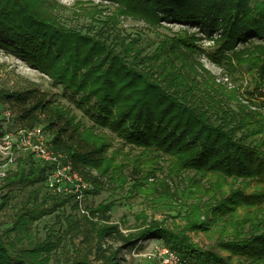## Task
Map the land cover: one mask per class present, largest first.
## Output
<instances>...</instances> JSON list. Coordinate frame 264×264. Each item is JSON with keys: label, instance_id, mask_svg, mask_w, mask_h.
<instances>
[{"label": "trees", "instance_id": "obj_1", "mask_svg": "<svg viewBox=\"0 0 264 264\" xmlns=\"http://www.w3.org/2000/svg\"><path fill=\"white\" fill-rule=\"evenodd\" d=\"M115 1L123 4L127 12L138 14L149 23H158L163 18V21L207 23L210 28L220 25L222 33L217 56L231 50L238 64L246 63L249 70L255 69L257 76L262 78L264 42L251 45L250 50L243 49L245 56L240 54L243 50H234V47L237 42L251 38L264 41V0ZM171 45L177 47L180 59H184L185 54L179 45L191 50L195 47L182 37L172 38ZM0 46L42 70L54 85H60L64 95L93 126L108 128L125 143L153 148L169 156L171 173L178 175L179 170L189 169L203 174L212 172L232 177L234 181H254L260 187L249 193L242 187L231 188L212 204L210 200L201 204L199 195L192 188L193 183L183 190L185 193L176 189L164 195L165 198L170 195V200H174L166 208H178L174 195L181 198V207L191 199L185 227L172 230L164 226L166 216L159 221L150 218L136 236L131 232L123 233L118 224L111 221L112 202L84 206L87 214L82 213L78 218L67 215L64 220V233L71 234L68 240L71 256L61 263L57 260L49 263L48 256L43 258L41 254L48 250L47 244L50 251L59 245L54 230L50 229L44 240L29 249L18 246L9 232L26 230V220L31 222L63 210L70 203L71 195L53 193L46 187L45 173L51 163L22 148L18 132L25 134L41 125L50 135V149L69 161L72 169L91 184L85 192L87 195H96L116 186L123 188L126 177L119 173V168L112 166V156L107 154L110 145L104 136L97 134L95 127L85 126L51 92L35 84L16 90L0 88V104L6 107L18 133L11 145L15 153L14 167L1 178L0 190L12 189L15 184L29 188L26 195L29 207L21 209L24 214L0 231V264H119L121 248H132L137 239L151 234L161 237L164 244L178 251L180 256L197 257L201 264H264L263 114L241 106L238 113L226 115L217 104L223 100H215L214 94L206 92L203 97L222 115L210 121L207 110L197 105L199 100L193 104L189 99L192 90H198V84L189 85L171 71L164 75L160 64L161 78L166 79V85L161 84V78L150 79L147 72L131 65L125 50L115 52L91 36L59 26L47 11L46 0H0ZM217 56L213 57L216 59ZM190 68L195 72L191 64ZM255 115L258 116L256 119ZM237 118L239 121L235 122ZM2 136L0 130V140ZM135 171L141 173L144 180L153 175L152 169ZM138 178H132L130 187L139 193L145 182ZM146 195L154 196L157 201L164 198L153 192V184ZM3 197L6 199V194ZM71 206L78 208L75 202ZM201 214L210 215L214 220L221 219L220 239L215 243L228 251L229 257L200 250L189 242L185 231L205 229L210 221L200 220ZM56 217L59 220V216ZM232 255H236L239 262L233 263Z\"/></svg>", "mask_w": 264, "mask_h": 264}, {"label": "rangeland", "instance_id": "obj_2", "mask_svg": "<svg viewBox=\"0 0 264 264\" xmlns=\"http://www.w3.org/2000/svg\"><path fill=\"white\" fill-rule=\"evenodd\" d=\"M46 5L47 11L53 15L59 26L65 30L91 36L95 40L103 42L105 46L112 47L115 52L125 50L126 58L131 65L147 72L150 79L159 80L162 76L160 74L162 68L164 75L171 71L176 74L175 76L183 78L184 82L189 85L198 84V90L193 89V95L189 96V99L193 104L196 99L199 100L197 105L207 110L210 121L220 118L222 115L211 108L206 98L203 97L206 92L214 94L215 100L218 98L223 100L217 104L225 110L226 115L238 113L241 106L264 115V74L262 78H259L255 69L249 70L246 63L238 64L231 50L223 51L225 55L217 56L216 52L222 33L220 25L210 28L207 23L163 21V18H160L158 23H149L138 14L127 12L126 7L115 0H46ZM176 37L189 40L195 46L191 50L184 45H179L178 48L185 54L184 59H180L177 55V47L171 45L172 38ZM262 42L264 41L259 38L239 41L234 50L245 48L250 50L251 45ZM159 45L160 49H158ZM240 54L246 55L244 50ZM213 56H217L216 59ZM198 63L201 65L198 66ZM190 64L195 72L190 68ZM34 84L51 92L54 98L74 113L85 126H93L91 120L80 109L75 108L68 97L64 95L60 85H54L51 78L42 70L36 69L10 49L0 46V88L16 90ZM161 84L166 85L165 78H161ZM212 89L217 92H213ZM179 92L182 94V89ZM257 117L254 116L255 119ZM238 121L239 118L235 122ZM0 126V130L3 131L0 140L1 183L4 174L14 167L15 153L11 150V145L15 143L18 135L3 104H0ZM95 132L103 135L105 141L110 145L107 154L112 156V166L119 168V173L125 176L126 180L123 182V188H118L114 183L115 189L112 187L110 190H102L96 195L88 194L82 206H96L112 202L109 211L111 221L118 224L123 233L131 232L136 236L140 228L150 218L159 221L163 220L164 216H166L164 226L172 230L184 228L185 217L189 212L187 206L192 203V200L188 199L186 206L181 207V198L174 195L178 208L169 209L166 206L174 200H170V195L167 198L164 195L174 192L176 189L185 193L186 191L183 192V190L192 183V188L199 195L201 204L206 200H210L211 204L220 200L231 188L242 187L246 193L260 189L254 181H234L232 177L219 176L212 172L203 174L189 169L179 170L176 175L171 173L170 164L172 162L169 156L162 155L153 148L147 149L143 146L125 143L106 127L97 126ZM239 134L238 132L237 135ZM140 168L144 172L147 169H152L153 175H148L144 180L140 176L141 173L135 171ZM135 177H139V180L145 182V187H142L143 190L139 193L130 187L133 182L132 178ZM152 184L153 192L164 197L162 200L157 201L154 196L146 195V191ZM28 190V187L20 188L17 184L12 189L0 190V231L11 226L17 218L24 214V211H20L21 209L29 207L26 202ZM5 194L7 198L3 199ZM69 202L63 210L59 209L41 218L31 220V222L24 221L27 229L11 231L9 236L14 238L15 242L17 241L18 246L29 249L31 245L44 240L50 229L54 230V238L59 239V245L50 251L51 248L47 244L48 250L43 251L41 255L44 256L43 258L48 256L47 262L49 263L52 260L61 263L71 256V247L68 241L71 234L64 233L65 217L72 215L78 218L82 214L79 209L72 208V199ZM24 203L26 204L24 205ZM57 215L60 221L56 217ZM205 216V214H201L199 218L206 222L210 220L205 229L185 231L189 242L195 244L200 250L229 257V252L220 249L215 243L220 239L221 219L214 220L210 215ZM162 246L169 247L158 235L151 234L140 237L132 248H121L119 264H161L160 255L156 249ZM178 254L180 253L178 252ZM180 258L182 259L180 264H201L197 257L180 256ZM230 259L233 263L240 260L236 255L230 256Z\"/></svg>", "mask_w": 264, "mask_h": 264}, {"label": "built area", "instance_id": "obj_3", "mask_svg": "<svg viewBox=\"0 0 264 264\" xmlns=\"http://www.w3.org/2000/svg\"><path fill=\"white\" fill-rule=\"evenodd\" d=\"M18 133L20 136L19 145L29 150L33 156L51 163L45 173V185L53 193L71 195L73 202L77 203V209L86 213L83 201L87 198L86 190L91 184L84 180L75 170L72 169L69 161L63 159L60 154L50 149V135L44 132L41 125H37L27 133ZM160 255L161 264H180V255L172 248L162 246L156 249Z\"/></svg>", "mask_w": 264, "mask_h": 264}]
</instances>
